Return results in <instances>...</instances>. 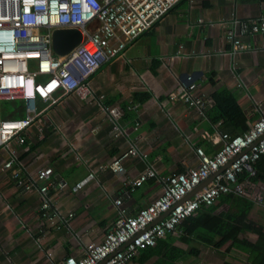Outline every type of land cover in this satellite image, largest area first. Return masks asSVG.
Listing matches in <instances>:
<instances>
[{
	"label": "crops",
	"instance_id": "obj_1",
	"mask_svg": "<svg viewBox=\"0 0 264 264\" xmlns=\"http://www.w3.org/2000/svg\"><path fill=\"white\" fill-rule=\"evenodd\" d=\"M260 17H264V0H181L130 44L122 58L104 64L90 77L93 102L65 97L44 112L43 127L35 124L26 133L25 145L14 146L27 173L50 167L57 183L74 185L86 177V164H106L131 147L140 155L125 160L121 176L109 171L98 174L75 193L51 188L52 209L64 217L72 214L69 225L44 219L38 192L19 187L0 171V264H61L67 256L80 258L87 244L102 242L113 228L118 219L116 199L134 215L159 196V178L198 164L195 147L212 156L220 148L221 134H241L212 123L207 116L216 88L234 93L246 125L254 123L264 108V36H244L250 49L233 54L224 31L233 18ZM210 73L215 75V87L207 80ZM187 76L196 83L197 93L208 99L202 112L171 97L185 86ZM133 92H148L152 97L133 104ZM115 125L121 134L114 131ZM148 168L156 177L133 187L130 183ZM243 187L247 196L241 198L263 209L264 181L246 182ZM228 209L224 203L217 212ZM262 213L257 211L252 221L263 219L264 231ZM247 238L255 242L257 236L247 234ZM163 241L168 239L157 247ZM171 244L185 251L171 264H199L201 249H206L195 242L188 249L178 240ZM190 248L198 254H191ZM228 254L234 260L246 259L236 250ZM157 263L164 261L154 256L144 263L136 258L127 264Z\"/></svg>",
	"mask_w": 264,
	"mask_h": 264
},
{
	"label": "built area",
	"instance_id": "obj_2",
	"mask_svg": "<svg viewBox=\"0 0 264 264\" xmlns=\"http://www.w3.org/2000/svg\"><path fill=\"white\" fill-rule=\"evenodd\" d=\"M180 1L0 0V151L5 155L0 158V171L8 173L19 187L38 192L44 219L69 225L72 217V214L64 217L52 209L51 188L75 193L96 180L98 174L109 171L121 176L125 160L140 154L131 147L106 164H86V177L71 185L67 181L57 183L50 167L27 173L14 146L25 145L27 131L35 124L43 127V113L63 98L93 102L95 92L90 77L104 64L122 58L130 44L163 20ZM70 30L80 34V43L69 53L57 55L52 48L53 33ZM256 35L264 36V17L233 18L224 31L233 54L249 50L250 45L243 42V37ZM171 97L201 112L209 103L197 93L191 76ZM3 101H20L23 117L3 119ZM116 130L117 134L122 133L118 125ZM220 143L212 156L195 147L198 164L159 178L162 185L159 196L134 215L128 213L121 199H116L118 219L102 242L87 244L83 256H67L61 264H127L141 250L155 247L167 234H174L177 225L196 215L201 207H212L230 194L246 197L238 177L244 171L254 175L253 165L264 156V108L245 132L235 136L223 133ZM155 177V171L148 168L130 184L136 187Z\"/></svg>",
	"mask_w": 264,
	"mask_h": 264
},
{
	"label": "trees",
	"instance_id": "obj_3",
	"mask_svg": "<svg viewBox=\"0 0 264 264\" xmlns=\"http://www.w3.org/2000/svg\"><path fill=\"white\" fill-rule=\"evenodd\" d=\"M214 78V73L207 76L208 82L213 87L216 86ZM151 97L152 95L148 92H133L131 102L142 104ZM210 97L212 107L207 111V116L212 123H219L223 128L235 129L239 133H243L248 129L245 113L238 105L234 93L225 88H216ZM123 108L126 113V106ZM23 115V107L20 101H3L1 103V116L3 119L14 120L22 118ZM231 136H235V134ZM253 172L254 175L251 176L249 172L244 171L238 177L239 182L245 185L246 182L258 183L264 181V156L255 162ZM224 203L229 204L228 211L217 212L218 208ZM257 211L259 214L263 212L262 215L264 216V208H259L249 200L242 199L234 194L223 196L214 206L201 207L196 215L177 225L175 233L167 234L165 239L167 238L168 241L161 242L163 243L161 247H157V244L155 247L141 250L133 260L137 258L141 263H144L152 257L158 256L164 261V264H171L185 253V251L172 246L171 242L178 240L187 246H191L190 244L195 242L205 248L211 247L217 251L226 246L225 253L228 254L229 251L236 250L242 254V257L246 256L245 260H238L240 262L264 264V231L258 225H254L255 221H252L256 219ZM247 234L256 235V241L251 242L248 240ZM189 252L197 255L199 250L190 248ZM222 264L232 263L225 261Z\"/></svg>",
	"mask_w": 264,
	"mask_h": 264
},
{
	"label": "water",
	"instance_id": "obj_4",
	"mask_svg": "<svg viewBox=\"0 0 264 264\" xmlns=\"http://www.w3.org/2000/svg\"><path fill=\"white\" fill-rule=\"evenodd\" d=\"M81 40L80 34L75 30L55 31L52 35V48L57 55H65L76 47ZM201 188L197 187L188 197ZM187 197V198H188ZM166 216V215H164ZM162 216V218L164 217Z\"/></svg>",
	"mask_w": 264,
	"mask_h": 264
},
{
	"label": "rangeland",
	"instance_id": "obj_5",
	"mask_svg": "<svg viewBox=\"0 0 264 264\" xmlns=\"http://www.w3.org/2000/svg\"><path fill=\"white\" fill-rule=\"evenodd\" d=\"M31 67L34 68L35 64L32 63ZM263 220L258 219V222H254V225H258L259 228H262ZM262 226V227H261ZM262 230V229H261ZM256 238V237H254ZM184 247V246H183ZM184 248L188 249V246H185ZM226 246L222 247L219 251L215 250L214 248H206V249H201V254H200V263L199 264H222L223 262L227 261L232 264H245V262H240L238 260H234V255L232 254H227L225 253ZM236 254V252H233ZM242 260V259H239Z\"/></svg>",
	"mask_w": 264,
	"mask_h": 264
}]
</instances>
